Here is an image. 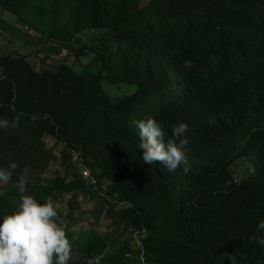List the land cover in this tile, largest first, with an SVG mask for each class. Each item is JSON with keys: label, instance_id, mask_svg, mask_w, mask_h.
<instances>
[{"label": "trees", "instance_id": "1", "mask_svg": "<svg viewBox=\"0 0 264 264\" xmlns=\"http://www.w3.org/2000/svg\"><path fill=\"white\" fill-rule=\"evenodd\" d=\"M26 7L0 0L19 19ZM67 11L69 24L38 32L81 40V72L0 57V119L20 116L0 129V167L27 166L25 194L58 206L68 264L100 254L101 264H231L224 252L264 264L250 239L264 235V0H74ZM52 16L60 20L59 2ZM102 81L135 89L112 98ZM148 117L166 138L188 125L187 174L143 162L135 122ZM251 159L254 171L235 179L232 167ZM15 179L0 183V217L20 203Z\"/></svg>", "mask_w": 264, "mask_h": 264}, {"label": "clouds", "instance_id": "2", "mask_svg": "<svg viewBox=\"0 0 264 264\" xmlns=\"http://www.w3.org/2000/svg\"><path fill=\"white\" fill-rule=\"evenodd\" d=\"M20 116L11 122L0 119V129L19 126ZM138 129V148L143 151L145 164L159 163L169 172L181 166L187 174L190 164L184 149L189 144L185 135L186 123L172 127L171 138H166L161 125L152 117L136 121ZM20 165L12 162L8 167H0V183L7 185L16 176L12 187L20 193L18 208L11 214L0 217V264H68L72 259V244L66 234L64 220L58 213V206L51 197L39 202L34 196L25 194L29 182L27 166L17 173ZM5 193L0 191V196ZM257 233L264 232V220L258 223ZM252 242L264 246V235L253 236ZM221 255L231 264H237L233 253ZM103 255L87 259L86 264H101Z\"/></svg>", "mask_w": 264, "mask_h": 264}, {"label": "rangeland", "instance_id": "3", "mask_svg": "<svg viewBox=\"0 0 264 264\" xmlns=\"http://www.w3.org/2000/svg\"><path fill=\"white\" fill-rule=\"evenodd\" d=\"M143 4H147L150 0H141ZM59 2L62 16L60 20H54L52 11ZM74 0H28V7L24 8L23 18L19 19L15 15L3 13L0 15V56L1 54H19L27 57L37 72L52 71L57 72L61 63H66L74 68L76 72L82 71V64L88 61L87 58L78 61L74 58L78 47L82 41L65 46L66 44L58 43L57 40L49 37L42 38L41 33L52 22L69 24L70 18L68 8L71 9ZM43 15H42V13ZM29 20L26 24L25 20ZM38 20V23H37ZM38 29L42 32H38ZM50 47H54L51 48ZM60 48L62 51H59ZM46 50V51H44ZM54 50V51H52ZM83 62V63H82ZM2 70L0 69V76ZM102 86L106 93L114 98L120 94L131 93L135 87L125 85H111L106 81H102ZM234 178L238 181L246 178L247 173L254 171L253 160H241L232 167ZM80 228L77 227L76 233ZM136 245V244H134Z\"/></svg>", "mask_w": 264, "mask_h": 264}, {"label": "built area", "instance_id": "4", "mask_svg": "<svg viewBox=\"0 0 264 264\" xmlns=\"http://www.w3.org/2000/svg\"><path fill=\"white\" fill-rule=\"evenodd\" d=\"M72 162L74 163V164H77V165H79L81 168H83V159H81L78 155H76V154H73V156H72ZM83 176L87 179V178H89L90 177V174H89V171L88 170H84L83 171Z\"/></svg>", "mask_w": 264, "mask_h": 264}, {"label": "crops", "instance_id": "5", "mask_svg": "<svg viewBox=\"0 0 264 264\" xmlns=\"http://www.w3.org/2000/svg\"><path fill=\"white\" fill-rule=\"evenodd\" d=\"M0 15H1V16L3 15V13H2L1 11H0ZM0 49H1V47H0ZM1 52H2V51H1ZM1 52H0V53H1ZM1 56H2V54H1ZM1 56H0V57H1Z\"/></svg>", "mask_w": 264, "mask_h": 264}]
</instances>
